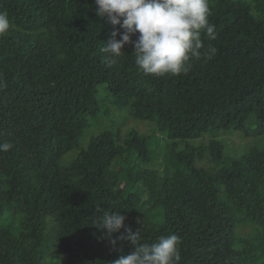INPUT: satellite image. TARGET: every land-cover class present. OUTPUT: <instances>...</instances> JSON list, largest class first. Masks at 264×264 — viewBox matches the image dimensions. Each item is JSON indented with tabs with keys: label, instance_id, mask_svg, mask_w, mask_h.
I'll use <instances>...</instances> for the list:
<instances>
[{
	"label": "trees",
	"instance_id": "1",
	"mask_svg": "<svg viewBox=\"0 0 264 264\" xmlns=\"http://www.w3.org/2000/svg\"><path fill=\"white\" fill-rule=\"evenodd\" d=\"M96 7L0 0V143L12 145L0 151V264H111L131 252L102 237L97 209L121 211L143 243L179 235V264H264V146L244 145L264 137V0H209L215 36L202 32L200 58L177 76L145 75L131 45L111 63L100 49L112 25ZM103 83L152 135L105 129L64 162ZM227 135L242 148L227 151Z\"/></svg>",
	"mask_w": 264,
	"mask_h": 264
},
{
	"label": "clouds",
	"instance_id": "2",
	"mask_svg": "<svg viewBox=\"0 0 264 264\" xmlns=\"http://www.w3.org/2000/svg\"><path fill=\"white\" fill-rule=\"evenodd\" d=\"M95 4L96 16L106 18L112 25L109 39L100 51L114 63L125 45H131L135 65L145 75L187 74L189 61L201 56L202 32L209 38L215 36L214 25L209 21V0H95ZM9 28L7 13L0 11V36ZM215 51L209 48L206 57L211 58ZM3 87L6 84L0 81V88ZM11 147L8 142L0 143V151ZM124 221L121 211L97 209L92 223L114 247L118 241H127L133 246L131 252L120 255L111 264H179V235H161L154 242L143 243L140 228L133 230ZM122 228L124 231L113 237Z\"/></svg>",
	"mask_w": 264,
	"mask_h": 264
},
{
	"label": "rangeland",
	"instance_id": "3",
	"mask_svg": "<svg viewBox=\"0 0 264 264\" xmlns=\"http://www.w3.org/2000/svg\"><path fill=\"white\" fill-rule=\"evenodd\" d=\"M97 98L99 102V110L98 114L95 115L92 118H89V124L88 126L84 129L80 140H79V147L71 150L68 152L66 155L63 156V161L67 162L70 159H72L78 150L80 148H85L87 146L88 140L92 135H95L97 133H100L101 131L105 129H120L122 134H124L126 131L134 129L139 131L140 129L142 130L141 134H144L147 137H150L152 135V132L150 129L147 127L148 121H143V120H137L132 118L129 115L128 109L126 107L120 108L118 107L110 95L109 91L106 88L105 83L99 84L98 85V90H97ZM239 133H236V135ZM207 136L210 137L209 133L203 134L201 138L207 139ZM218 138L220 137L219 135L217 136ZM224 141L223 138H220ZM156 138L152 136L150 139V142L153 143L155 142ZM227 143H226V142ZM225 144L227 147V151L230 149V147H235L236 150L241 149L242 147H239L237 145V142H239V139L231 135L230 139L227 135L225 138ZM257 144L259 146H264V137H247L244 145H253ZM47 261H49V258H45L44 264H47Z\"/></svg>",
	"mask_w": 264,
	"mask_h": 264
}]
</instances>
